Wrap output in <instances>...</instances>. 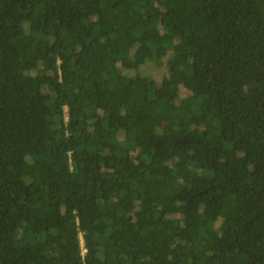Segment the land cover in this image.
I'll list each match as a JSON object with an SVG mask.
<instances>
[{
	"label": "trees",
	"instance_id": "1",
	"mask_svg": "<svg viewBox=\"0 0 264 264\" xmlns=\"http://www.w3.org/2000/svg\"><path fill=\"white\" fill-rule=\"evenodd\" d=\"M0 264H264V0H0Z\"/></svg>",
	"mask_w": 264,
	"mask_h": 264
},
{
	"label": "rangeland",
	"instance_id": "2",
	"mask_svg": "<svg viewBox=\"0 0 264 264\" xmlns=\"http://www.w3.org/2000/svg\"><path fill=\"white\" fill-rule=\"evenodd\" d=\"M162 68L160 69V68H158L157 69V71L156 72H154L153 71V75L156 77V76H161V73H162ZM152 71V70H151ZM64 113H65V115H66V109L64 110ZM80 240H81V246H82V248H83V241H82V238H81V236H80ZM83 250V249H82Z\"/></svg>",
	"mask_w": 264,
	"mask_h": 264
},
{
	"label": "built area",
	"instance_id": "3",
	"mask_svg": "<svg viewBox=\"0 0 264 264\" xmlns=\"http://www.w3.org/2000/svg\"><path fill=\"white\" fill-rule=\"evenodd\" d=\"M84 251V249L82 250V252Z\"/></svg>",
	"mask_w": 264,
	"mask_h": 264
}]
</instances>
